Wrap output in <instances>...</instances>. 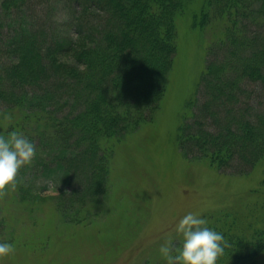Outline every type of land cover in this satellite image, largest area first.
Here are the masks:
<instances>
[{"label": "trees", "instance_id": "1", "mask_svg": "<svg viewBox=\"0 0 264 264\" xmlns=\"http://www.w3.org/2000/svg\"><path fill=\"white\" fill-rule=\"evenodd\" d=\"M70 1L88 3L83 10L92 7L94 20L73 14L48 38L25 13L18 16L27 0H0V21L10 29L0 36V124L18 114L0 134L16 129L28 135L42 173H62L68 181L79 177L83 194H99L107 165L103 142L155 115L177 49L176 17L197 1L202 7L192 14V24L222 28L214 43L223 55L205 65L198 82L207 93L202 112L218 129L209 133L202 124L194 130L184 125L181 139L209 153L218 168L227 167L233 155L250 160L251 167L264 160V110L252 117L245 108L230 114L241 82L264 89V0ZM247 25L255 27L253 33ZM260 207L264 210V202ZM212 221L208 225L225 238L217 264L256 263L264 251L260 219Z\"/></svg>", "mask_w": 264, "mask_h": 264}, {"label": "rangeland", "instance_id": "2", "mask_svg": "<svg viewBox=\"0 0 264 264\" xmlns=\"http://www.w3.org/2000/svg\"><path fill=\"white\" fill-rule=\"evenodd\" d=\"M58 1L27 0L18 16L25 13L37 29L45 28L48 38L56 26L82 12L88 22L94 20L92 7L83 10L88 3ZM201 7V1L194 2L190 11L176 17L177 49L150 122L103 142L107 165L99 194H83L79 177L68 181L62 173L47 176L34 160L21 167L16 187L0 194V240L15 243L14 252L0 264H166L159 246L169 237L178 241L176 225L189 211L214 225L226 219L264 223V160L251 167L250 160L233 155L227 167L218 168L209 153L181 139L184 125L194 130L202 124L209 133L218 129L202 112L207 96L198 82L205 65L223 55L214 43L222 28L194 26L191 16ZM6 23H1L2 38L10 30ZM247 30L253 33L255 27L247 25ZM240 88L230 114L245 108L252 117L264 110L260 83L246 80ZM17 115L5 116L0 131ZM223 121L222 113L219 127ZM255 264H264V251Z\"/></svg>", "mask_w": 264, "mask_h": 264}, {"label": "clouds", "instance_id": "3", "mask_svg": "<svg viewBox=\"0 0 264 264\" xmlns=\"http://www.w3.org/2000/svg\"><path fill=\"white\" fill-rule=\"evenodd\" d=\"M37 148L23 131L12 129L0 134V194L14 189L21 167L30 165ZM178 241L169 237L159 246V254L166 264H217L224 252V234L208 225L207 218L189 211L176 225ZM175 241V243H174ZM12 240H0V259L13 253Z\"/></svg>", "mask_w": 264, "mask_h": 264}]
</instances>
